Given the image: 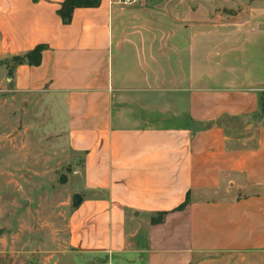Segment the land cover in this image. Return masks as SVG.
Masks as SVG:
<instances>
[{
  "label": "crops",
  "instance_id": "obj_1",
  "mask_svg": "<svg viewBox=\"0 0 264 264\" xmlns=\"http://www.w3.org/2000/svg\"><path fill=\"white\" fill-rule=\"evenodd\" d=\"M67 1L0 0V61L43 47L7 83L65 117L78 264H264V0L210 22Z\"/></svg>",
  "mask_w": 264,
  "mask_h": 264
},
{
  "label": "rangeland",
  "instance_id": "obj_2",
  "mask_svg": "<svg viewBox=\"0 0 264 264\" xmlns=\"http://www.w3.org/2000/svg\"><path fill=\"white\" fill-rule=\"evenodd\" d=\"M120 7L216 11L201 19L210 22L223 11L249 10L251 0H135ZM12 65L3 62L0 67V264L89 263L75 254L69 237V216L82 177L79 158L68 144L65 117L43 102L36 104L38 97L17 94L7 83ZM261 107L264 113V96Z\"/></svg>",
  "mask_w": 264,
  "mask_h": 264
},
{
  "label": "trees",
  "instance_id": "obj_3",
  "mask_svg": "<svg viewBox=\"0 0 264 264\" xmlns=\"http://www.w3.org/2000/svg\"><path fill=\"white\" fill-rule=\"evenodd\" d=\"M80 0H68L64 5H63V13L65 16H68L71 14L73 8L79 4ZM86 4L88 5H93L97 0H83ZM42 50L43 47H38L34 52L30 53L29 55L25 57H16L13 58V66L20 65V64H29V65H34L38 66L41 61H42ZM14 68V67H13ZM162 215L159 217H154L152 218V223L153 224H160L163 221Z\"/></svg>",
  "mask_w": 264,
  "mask_h": 264
},
{
  "label": "water",
  "instance_id": "obj_4",
  "mask_svg": "<svg viewBox=\"0 0 264 264\" xmlns=\"http://www.w3.org/2000/svg\"><path fill=\"white\" fill-rule=\"evenodd\" d=\"M0 66H1V61H0ZM13 75H14V70L10 69L8 73V82L11 83L13 80ZM16 133H13L15 135ZM83 201V197L81 194H75L74 199H73V207H79Z\"/></svg>",
  "mask_w": 264,
  "mask_h": 264
},
{
  "label": "built area",
  "instance_id": "obj_5",
  "mask_svg": "<svg viewBox=\"0 0 264 264\" xmlns=\"http://www.w3.org/2000/svg\"><path fill=\"white\" fill-rule=\"evenodd\" d=\"M135 0H114L117 4L131 5Z\"/></svg>",
  "mask_w": 264,
  "mask_h": 264
}]
</instances>
